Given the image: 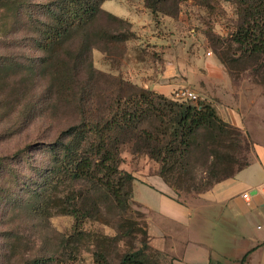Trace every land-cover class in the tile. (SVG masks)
I'll use <instances>...</instances> for the list:
<instances>
[{
	"label": "rangeland",
	"instance_id": "1",
	"mask_svg": "<svg viewBox=\"0 0 264 264\" xmlns=\"http://www.w3.org/2000/svg\"><path fill=\"white\" fill-rule=\"evenodd\" d=\"M148 1L152 3L153 0H106L102 8L124 22H112L101 15L92 24V30L131 34V39L125 44L114 45L95 40L96 48L88 51V61L96 71L145 90L148 77L160 68L165 52L171 53L174 59L191 57L193 49L199 46L200 52L216 59L226 73L228 71L231 88L225 87V91L231 93L233 90L235 98L226 102V106L216 102L211 104L218 116L238 132L224 136L213 145H210L213 140L209 133L193 139L194 146H198L197 152L191 156L185 170H189L194 180L187 175V189H173L178 200L187 202L200 195L196 186L211 171L213 163L218 160L219 170L224 175L233 174L250 163L255 143L264 142V57L257 62L231 42L238 14L225 0H182L175 17L158 13L156 19L148 8ZM36 2L40 4L42 0ZM167 4L169 9L173 8V3ZM9 17L8 14L3 16L0 28L9 23ZM9 44L10 41L1 40L0 47L8 49ZM9 50L15 51L11 47ZM26 56L25 51L20 55L24 58L20 59V70L0 69V158L10 163L8 174L7 170L0 171V264H96L95 248L91 243H79L77 260H70L71 246L64 241L72 227L71 217L64 214L68 212L67 197L71 190L83 191L86 196L89 187L51 188L47 204L39 195L38 166L43 163L51 166L50 155H45L44 147L55 141L59 130L72 116L67 107L59 105L56 93H48L49 79L43 71L39 70L33 82V75L29 76L25 67L27 63H23L29 61ZM107 81L110 80L105 77L98 80L99 98L104 97L103 92L109 87ZM120 91L130 94L133 90L124 85ZM172 97L175 98V93ZM188 102L197 105L204 101ZM228 115L234 122L225 119ZM127 149L123 152L122 169L133 175L159 172L160 165L146 154L132 156ZM209 154L213 156L206 161ZM180 169L181 165L176 166V170ZM26 184L29 187L25 188ZM12 187L14 192L18 191L17 197L9 195ZM89 191L93 195L85 199L88 203H96L98 212L91 211L92 219L87 221L85 228L91 233L115 237L120 235L122 226L128 228L127 222H135L134 235L123 239L114 252L129 250L131 246L140 247L143 236L137 232L141 229L148 233V227L143 223L148 222L144 209L130 203V209L123 212L122 207L117 209L110 204L107 194ZM137 191L140 201H148V189L139 185ZM149 261L150 264H171L164 253L150 256ZM113 264L118 263L113 261Z\"/></svg>",
	"mask_w": 264,
	"mask_h": 264
},
{
	"label": "trees",
	"instance_id": "2",
	"mask_svg": "<svg viewBox=\"0 0 264 264\" xmlns=\"http://www.w3.org/2000/svg\"><path fill=\"white\" fill-rule=\"evenodd\" d=\"M105 1L42 0L39 4L36 0H0V20L6 14L10 16L9 23L0 28V43L1 40L10 41L8 49L0 47V69L20 70V59H24L20 55L25 51V58L29 61L23 63H27L25 67L28 75H33V82L39 70L43 71L49 79L48 93H56L59 105L71 112L72 119L59 130L55 141L44 147L45 155H50L51 166L44 163L38 166L39 195L43 196L44 202L47 204L51 188L80 185L88 186L95 194H107L111 205L127 212L130 203L139 204L134 200L135 177L121 168L124 149L128 148L132 156L146 154L158 163L159 172L154 173L171 189L179 191L189 186L187 175L191 173L185 168L198 148L193 139L209 133L213 140L210 145H213L238 131L218 116L211 103L191 104L188 100L137 88L123 83L121 78L96 71L88 61V51L96 48L95 40L114 45L125 44L131 39V34L92 30V24L101 15L112 22H124L102 8ZM181 1H148V8L154 19L158 13L175 17ZM225 1L233 5L238 14L231 42L258 62L264 57V0ZM166 3H173V8L169 9ZM10 47L15 51L11 52ZM104 77L110 80L106 82L109 87L103 92L104 97L99 98L97 83ZM124 85L133 91L124 94L120 91ZM210 156L213 154L207 155L206 161ZM21 159L24 161L25 155L22 154ZM248 164L233 174L224 175L217 160L196 186L198 193L233 177ZM9 165L0 158V171L7 170L8 174ZM178 165H181L180 170H176ZM190 179L194 180L192 175ZM89 190L86 196L83 191L71 190L65 203L68 212L64 214L72 219L71 231L64 240L67 246H71L70 260H77L76 247L85 241L95 248L96 264H113V261L118 264H150V256H161L162 252L149 245L148 233L141 229L137 232L143 236L140 247L131 246L129 250L114 252L123 239L134 235L135 222H127L128 228L122 226L120 235L115 237L91 233L85 228L87 221L92 219L91 211L98 212L96 203H88L85 199L93 195ZM9 195L17 197L18 191L14 192L12 187ZM143 223L148 227V222Z\"/></svg>",
	"mask_w": 264,
	"mask_h": 264
},
{
	"label": "crops",
	"instance_id": "3",
	"mask_svg": "<svg viewBox=\"0 0 264 264\" xmlns=\"http://www.w3.org/2000/svg\"><path fill=\"white\" fill-rule=\"evenodd\" d=\"M193 50L191 57L176 59L165 52L144 87L167 97L189 88L202 101L226 106L235 95L225 91L231 88L225 69L199 46ZM134 177V200L146 213L149 245L172 264H264V142L255 143L244 169L187 202L154 172ZM139 185L148 189V201L138 199Z\"/></svg>",
	"mask_w": 264,
	"mask_h": 264
},
{
	"label": "built area",
	"instance_id": "4",
	"mask_svg": "<svg viewBox=\"0 0 264 264\" xmlns=\"http://www.w3.org/2000/svg\"><path fill=\"white\" fill-rule=\"evenodd\" d=\"M175 98L179 100H188L191 102L200 101V96L189 88H182L175 92ZM244 198H248V194L244 195Z\"/></svg>",
	"mask_w": 264,
	"mask_h": 264
}]
</instances>
